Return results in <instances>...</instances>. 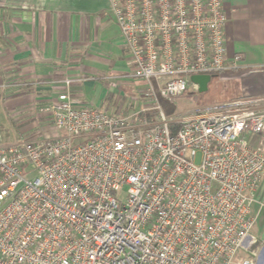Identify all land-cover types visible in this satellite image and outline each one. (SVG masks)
I'll return each mask as SVG.
<instances>
[{
  "label": "built area",
  "instance_id": "obj_1",
  "mask_svg": "<svg viewBox=\"0 0 264 264\" xmlns=\"http://www.w3.org/2000/svg\"><path fill=\"white\" fill-rule=\"evenodd\" d=\"M107 1L147 105H81L65 78L36 108L58 134L0 143V264H255L264 96L176 118L159 103L196 90L192 74L238 67L221 0Z\"/></svg>",
  "mask_w": 264,
  "mask_h": 264
},
{
  "label": "crops",
  "instance_id": "obj_2",
  "mask_svg": "<svg viewBox=\"0 0 264 264\" xmlns=\"http://www.w3.org/2000/svg\"><path fill=\"white\" fill-rule=\"evenodd\" d=\"M221 3L227 16L223 30L227 56H243L236 69L221 72L211 80L230 82L237 96L233 100L261 98L264 0ZM131 70V57L107 0H0V107L7 116L18 108H29L30 112L47 104L64 89L65 78L74 80L70 91L77 103L102 107L115 90L129 88ZM90 90L95 97L87 103L85 97ZM121 106L107 103L104 109L112 111ZM255 109L264 111V102L256 103ZM253 137L251 141L255 142L257 137ZM262 202L264 177L252 204L255 223L244 242V246L255 248L247 250L255 264H264Z\"/></svg>",
  "mask_w": 264,
  "mask_h": 264
},
{
  "label": "rangeland",
  "instance_id": "obj_3",
  "mask_svg": "<svg viewBox=\"0 0 264 264\" xmlns=\"http://www.w3.org/2000/svg\"><path fill=\"white\" fill-rule=\"evenodd\" d=\"M127 82L129 88H127V90H115L110 97L107 96L111 99L106 98V101L104 100L101 108L104 109L107 103H118L122 106L109 112L116 114H128L130 111H133V109L138 110L142 106L147 105V100L143 97L146 88L145 81L132 77L128 79ZM232 90L230 82L222 78L212 79L208 85V89L204 93H198V91H195L193 87H190V91L188 93L172 102L174 111L171 114V117L176 118L178 115L186 111L199 109L206 105L208 106L233 100L237 98V96H235V93H233ZM94 95L95 93L92 92V90L87 92L85 97L86 102L91 103L95 97ZM98 95L100 97V93H98ZM36 108L33 107L30 112L29 108H18L7 116L4 108L0 107V143L8 144L16 141L17 139L53 137L57 135V130L49 121L46 120L45 117L36 111ZM105 110L108 111V109ZM245 137L248 140H251V137L253 136L246 135ZM245 249L252 251L255 248H250V246L248 247L246 245Z\"/></svg>",
  "mask_w": 264,
  "mask_h": 264
},
{
  "label": "trees",
  "instance_id": "obj_4",
  "mask_svg": "<svg viewBox=\"0 0 264 264\" xmlns=\"http://www.w3.org/2000/svg\"><path fill=\"white\" fill-rule=\"evenodd\" d=\"M217 74L218 73L210 74V76L213 77V76H215ZM189 91H190V89H188L184 94L188 93ZM195 91H197V90H195ZM198 93H200V92H198ZM201 93H204V92H201ZM159 103L161 105V108H162L163 113L165 114V116L166 117H171V114L174 111L172 103H170L169 101L164 100L162 98L159 99ZM218 104H221V103H218ZM218 104H213V105H218ZM208 106H210V105H208ZM177 128H178V124L177 123H170L169 124V130H170L171 133H174Z\"/></svg>",
  "mask_w": 264,
  "mask_h": 264
},
{
  "label": "water",
  "instance_id": "obj_5",
  "mask_svg": "<svg viewBox=\"0 0 264 264\" xmlns=\"http://www.w3.org/2000/svg\"><path fill=\"white\" fill-rule=\"evenodd\" d=\"M211 78L208 74H192L189 76L190 82L197 86V91L200 93L207 90Z\"/></svg>",
  "mask_w": 264,
  "mask_h": 264
}]
</instances>
